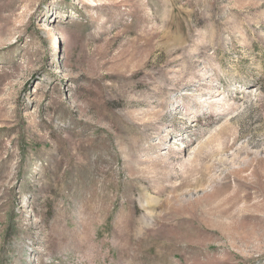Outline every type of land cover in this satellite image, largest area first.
<instances>
[{
	"label": "rangeland",
	"instance_id": "374dc122",
	"mask_svg": "<svg viewBox=\"0 0 264 264\" xmlns=\"http://www.w3.org/2000/svg\"><path fill=\"white\" fill-rule=\"evenodd\" d=\"M0 264H264V0H0Z\"/></svg>",
	"mask_w": 264,
	"mask_h": 264
},
{
	"label": "bare ground",
	"instance_id": "6f19581e",
	"mask_svg": "<svg viewBox=\"0 0 264 264\" xmlns=\"http://www.w3.org/2000/svg\"><path fill=\"white\" fill-rule=\"evenodd\" d=\"M52 27H53L52 25H49L48 29L52 30V29H53ZM181 147H182V146L180 145L178 149H180ZM96 216H97V215H96Z\"/></svg>",
	"mask_w": 264,
	"mask_h": 264
}]
</instances>
